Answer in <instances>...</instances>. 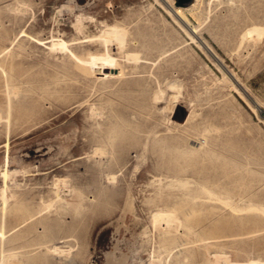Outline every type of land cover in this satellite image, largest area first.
I'll return each mask as SVG.
<instances>
[{
    "label": "rangeland",
    "instance_id": "obj_1",
    "mask_svg": "<svg viewBox=\"0 0 264 264\" xmlns=\"http://www.w3.org/2000/svg\"><path fill=\"white\" fill-rule=\"evenodd\" d=\"M177 1L0 0V111L11 99L18 116L0 120V193L26 202L7 213L0 264H264V0H192L183 18ZM106 24L142 57L110 41L122 75L104 80ZM187 139L254 169L253 200L188 172ZM26 208L42 212L11 229Z\"/></svg>",
    "mask_w": 264,
    "mask_h": 264
},
{
    "label": "bare ground",
    "instance_id": "obj_2",
    "mask_svg": "<svg viewBox=\"0 0 264 264\" xmlns=\"http://www.w3.org/2000/svg\"><path fill=\"white\" fill-rule=\"evenodd\" d=\"M183 9L184 7L181 6H177L176 7V12L177 15L181 16L183 18ZM105 29L102 30L101 32V37H102V43L104 45H106V49L103 52H95L93 53V73H96L98 75L99 78L101 79H108V78H112V77H121V71H119V61L118 58L115 57V55L112 53V51L110 50L111 48H109L111 45L108 46V43L112 40H116L117 41V48L120 49V52H123L124 55L126 56V58H128L130 61H138L140 60V58L142 57L138 52L136 51H131L128 50L129 48H127V46L129 45V40L127 37V32L126 30H124V28H122L121 26L115 24V25H105L104 27ZM261 28V27H260ZM260 28H251L247 31L248 35H252L255 31L256 33H260L262 32V30ZM264 28V27H263ZM261 35V34H260ZM262 36V35H261ZM98 37V36H97ZM100 37V38H101ZM99 38V37H98ZM99 38V39H100ZM98 39V40H99ZM242 40H244L243 38H241ZM259 39V38H258ZM241 40V42H242ZM101 42V41H100ZM112 43V42H111ZM110 43V44H111ZM115 43V42H114ZM58 46V43H56ZM242 44V43H241ZM60 45H64V43H60ZM59 45V46H60ZM55 46V45H53ZM52 46V47H53ZM58 46V47H59ZM146 47V45H145ZM60 48L62 50H67V49H63V47L60 46ZM143 51V50H142ZM65 52V51H64ZM4 49L0 51V56H2L4 54ZM71 53V52H70ZM154 54V53H153ZM6 65H4V62L0 61V71L2 72V74H4V76L6 78H4V80L6 81V86L10 85L8 83V74H7V70L5 68ZM132 70V69H131ZM150 75V74H149ZM173 84V83H172ZM175 84V83H174ZM169 86V85H168ZM172 87V86H171ZM15 91V90H14ZM16 92V91H15ZM17 93V92H16ZM12 94V93H11ZM162 94V93H161ZM7 95V94H6ZM13 95V94H12ZM156 96V95H155ZM175 98V97H174ZM7 99H8V95H7ZM8 101V105L5 109V111H3L5 114L3 115V112L0 111V120L1 119H5L6 123L9 125H13L12 121L14 120V116L15 119L18 117L16 116V114H14L13 112V108H12V101L11 99L7 100ZM157 101V100H156ZM174 101V100H173ZM167 104V103H166ZM162 105V104H161ZM175 105V104H174ZM165 106V105H164ZM163 107V106H162ZM164 108V107H163ZM172 108V107H171ZM170 109V108H169ZM163 111V109H162ZM170 112V111H169ZM196 114V113H195ZM31 117V116H30ZM167 117V116H166ZM165 117V118H166ZM172 117V116H171ZM171 119V118H170ZM191 119V115L187 118L186 122L190 121ZM17 122V121H16ZM170 122V121H169ZM173 122V120H172ZM176 129H181L179 128V126L175 125L173 127H167L166 128V133L165 136H163L161 140H165L167 138H171V139H178L179 135H177L175 132H172L173 130ZM210 130V129H209ZM159 130H155V134H159L158 133ZM109 135V134H108ZM107 139V138H106ZM112 139V138H110ZM184 145L183 148H185V152L180 154V157L184 159V161L186 162L187 165V170L188 172H190L191 174H195L196 177L199 180H202V182H212L211 185L219 188L221 191H225L228 192L229 194L232 195V193L234 195H239L241 200H253L254 196L257 195V190L255 184L256 182L260 181L257 177V173L254 169L250 168L249 166L246 167H240L238 164H233L232 161L234 160H227L228 158L224 157L220 158L218 157L219 155L216 154V152L212 149L211 146L208 145V142L206 139H204L203 141L200 142V145L198 147H193L188 143V139L185 143H183ZM111 146V145H110ZM178 147L180 148L181 146L178 145ZM146 148V147H145ZM183 150V149H182ZM98 151V150H97ZM97 154V153H96ZM99 154V153H98ZM218 169H221L223 172L222 173H218L216 174L215 178L212 180V177L210 176L211 172L217 171ZM183 171V170H180ZM5 175V174H4ZM233 175H237L241 177V180H239V183H247L248 186H246L243 189L238 190L237 192H233L231 189L227 188V181H226V177H230ZM246 176H250L248 177V179L244 178ZM221 178H225V181H221ZM61 180V179H60ZM5 181V180H4ZM109 181V180H108ZM57 182V181H56ZM184 182V181H182ZM209 182V183H210ZM180 183V182H179ZM22 185V184H21ZM180 185V184H179ZM177 187V186H176ZM182 187V186H181ZM197 187V186H196ZM210 188V187H209ZM57 189V188H56ZM170 189V188H169ZM192 189V188H191ZM197 189V188H196ZM114 190V189H113ZM56 191V190H55ZM190 193V189L183 191V193L181 194H188ZM0 195L2 196L3 199V206L1 208V224H2V228L0 229V233L1 236H4V227L6 226L7 221V213L9 210L14 209L15 207H17L19 204H23L26 203L25 200H17L14 203L10 202L9 196L11 195V197H13L15 195L14 192H12L11 194H8L7 191H1ZM58 195V198H62V196H60L61 194L58 193V191H56V194ZM127 195H131L130 192ZM72 197V196H71ZM79 198V197H78ZM239 199V198H238ZM228 200V199H227ZM240 200V201H241ZM243 201V202H244ZM225 202V201H224ZM49 203V202H48ZM53 203V201L51 203L48 204V207L51 206ZM68 203V202H67ZM226 203V202H225ZM71 204V203H70ZM228 204V203H226ZM69 205V204H68ZM229 205V204H228ZM15 206V207H14ZM54 206V205H53ZM72 206V205H71ZM47 207V206H46ZM257 209V208H256ZM166 210V209H165ZM163 210V214L165 213ZM160 211V210H158ZM42 210H38V211H31L29 210V208L26 210L23 209L22 211V215L21 217V221H19V223H17L16 225H14L11 229L16 228L17 226L20 225H24L26 223H29V221L34 219V216L38 213H41ZM167 214H165V217L167 219H164L163 215L161 214V212H157L156 215H154L156 217V220H160L159 216L161 217V220H165L166 222V226H165V230L169 231L171 227H173V224L176 220V218L172 217L173 214L170 213L169 211H166ZM210 213V212H209ZM172 214V215H171ZM157 215L158 218H157ZM153 216V217H154ZM216 215V219H217ZM163 217V219H162ZM174 219V220H173ZM215 219V220H216ZM167 220V221H166ZM154 223H158L155 221L154 218ZM160 223V222H159ZM155 226V225H154ZM174 228V227H173ZM157 230V229H156ZM14 233V232H13ZM166 233V232H165ZM168 234V233H167ZM75 237L76 235H64L61 236L60 238H62L63 240L59 241L60 243H69L68 241L71 240L70 237ZM6 237V236H5ZM26 238V237H25ZM36 245V244H35ZM47 251L49 252H55V253H59V252H63L64 249L62 248L63 245H58L55 244L54 242L51 244H47ZM70 249L73 246L72 243L69 244ZM69 251V249H68ZM56 255V254H55ZM171 255V254H170ZM59 257V256H58ZM258 258V257H257ZM256 259V258H255ZM26 261V260H25ZM120 261L116 262V260H110V264H119ZM258 262V261H256ZM253 262L251 261L250 264H252ZM255 263V261H254Z\"/></svg>",
    "mask_w": 264,
    "mask_h": 264
},
{
    "label": "water",
    "instance_id": "obj_3",
    "mask_svg": "<svg viewBox=\"0 0 264 264\" xmlns=\"http://www.w3.org/2000/svg\"><path fill=\"white\" fill-rule=\"evenodd\" d=\"M192 0H178L176 5H180V6H183L185 5L186 3H189L191 2Z\"/></svg>",
    "mask_w": 264,
    "mask_h": 264
}]
</instances>
